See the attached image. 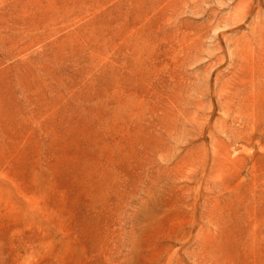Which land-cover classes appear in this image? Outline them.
Wrapping results in <instances>:
<instances>
[{
  "label": "rangeland",
  "instance_id": "374dc122",
  "mask_svg": "<svg viewBox=\"0 0 264 264\" xmlns=\"http://www.w3.org/2000/svg\"><path fill=\"white\" fill-rule=\"evenodd\" d=\"M0 264H264V0H0Z\"/></svg>",
  "mask_w": 264,
  "mask_h": 264
}]
</instances>
